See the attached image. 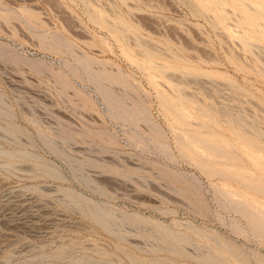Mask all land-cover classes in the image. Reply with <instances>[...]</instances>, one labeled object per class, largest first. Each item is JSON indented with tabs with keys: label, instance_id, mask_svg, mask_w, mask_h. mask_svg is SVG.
<instances>
[{
	"label": "rangeland",
	"instance_id": "obj_1",
	"mask_svg": "<svg viewBox=\"0 0 264 264\" xmlns=\"http://www.w3.org/2000/svg\"><path fill=\"white\" fill-rule=\"evenodd\" d=\"M263 225L264 0H0V264H264Z\"/></svg>",
	"mask_w": 264,
	"mask_h": 264
},
{
	"label": "bare ground",
	"instance_id": "obj_2",
	"mask_svg": "<svg viewBox=\"0 0 264 264\" xmlns=\"http://www.w3.org/2000/svg\"><path fill=\"white\" fill-rule=\"evenodd\" d=\"M198 141H201V140H198ZM203 141V140H202ZM204 143V142H203ZM217 145V144H216ZM204 146V145H203ZM206 146V145H205ZM219 146V145H218ZM215 151V150H214ZM260 190V189H259ZM242 204V203H241ZM240 204V205H241ZM242 206H244V204L242 205ZM246 206V205H245ZM245 206L243 207V208H245ZM241 208V207H240ZM242 208V209H243ZM246 209V208H245ZM249 209V208H248ZM243 211V210H242ZM245 215V214H244ZM251 215V214H250ZM250 217H252V216H250ZM255 222V221H254ZM258 224H260V223H258ZM256 226V225H255ZM259 226V225H258ZM260 226H261V224H260ZM264 226V225H263ZM262 227V226H261ZM255 228H257V227H255ZM257 231V230H256Z\"/></svg>",
	"mask_w": 264,
	"mask_h": 264
}]
</instances>
